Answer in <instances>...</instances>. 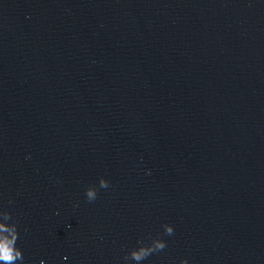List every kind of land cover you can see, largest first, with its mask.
I'll return each instance as SVG.
<instances>
[{"label": "water", "instance_id": "water-1", "mask_svg": "<svg viewBox=\"0 0 264 264\" xmlns=\"http://www.w3.org/2000/svg\"><path fill=\"white\" fill-rule=\"evenodd\" d=\"M0 211L23 264H264V0H0Z\"/></svg>", "mask_w": 264, "mask_h": 264}, {"label": "clouds", "instance_id": "clouds-1", "mask_svg": "<svg viewBox=\"0 0 264 264\" xmlns=\"http://www.w3.org/2000/svg\"><path fill=\"white\" fill-rule=\"evenodd\" d=\"M99 188H107L108 182L103 178L98 181ZM85 198L88 202H93L97 197V189L94 186H89L85 189ZM11 203V201H9ZM0 220H3L2 233L0 234V264H23V254L16 246L19 238L17 224L8 211H0ZM9 221H12L9 223ZM164 234L172 235L173 228L170 225H163ZM166 247V242L161 239H150V242L139 241L138 247L130 250L124 257L127 264L128 261L134 264H142L150 255L162 251ZM181 264H187L186 261H181Z\"/></svg>", "mask_w": 264, "mask_h": 264}]
</instances>
